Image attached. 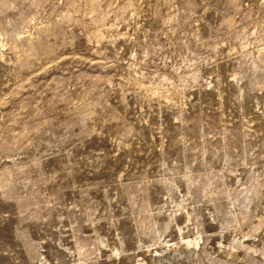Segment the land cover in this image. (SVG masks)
I'll list each match as a JSON object with an SVG mask.
<instances>
[{
	"label": "rangeland",
	"instance_id": "1",
	"mask_svg": "<svg viewBox=\"0 0 264 264\" xmlns=\"http://www.w3.org/2000/svg\"><path fill=\"white\" fill-rule=\"evenodd\" d=\"M141 262L264 264V0H0V264Z\"/></svg>",
	"mask_w": 264,
	"mask_h": 264
},
{
	"label": "bare ground",
	"instance_id": "2",
	"mask_svg": "<svg viewBox=\"0 0 264 264\" xmlns=\"http://www.w3.org/2000/svg\"><path fill=\"white\" fill-rule=\"evenodd\" d=\"M179 231V230H178ZM188 233V229L186 230V232L180 230L179 234L181 235V241L180 244L178 245V247H176L173 251L174 252H179L181 251V249L186 248V250H188V253L194 251L198 245V241H199V237L196 236L194 239L191 238L190 236H185L183 237L184 234ZM225 254L232 260H236L238 257L236 255V252L233 250L235 247H233L231 250L222 246ZM197 250V249H196ZM180 253V252H179ZM186 253V252H185ZM161 261V260H160ZM139 264H146L145 262H141ZM156 264H163L161 262H158ZM166 264V263H164Z\"/></svg>",
	"mask_w": 264,
	"mask_h": 264
}]
</instances>
